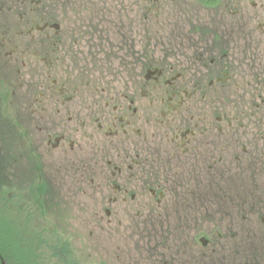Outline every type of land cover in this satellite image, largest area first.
<instances>
[{"label":"flooded vegetation","instance_id":"af4514ba","mask_svg":"<svg viewBox=\"0 0 264 264\" xmlns=\"http://www.w3.org/2000/svg\"><path fill=\"white\" fill-rule=\"evenodd\" d=\"M111 4L0 0L1 226L54 211L73 179L80 226L144 231L145 264L227 244L263 262L264 0ZM84 51L100 80L57 66Z\"/></svg>","mask_w":264,"mask_h":264},{"label":"rangeland","instance_id":"374dc122","mask_svg":"<svg viewBox=\"0 0 264 264\" xmlns=\"http://www.w3.org/2000/svg\"><path fill=\"white\" fill-rule=\"evenodd\" d=\"M61 2L63 0H60ZM94 1V0H90ZM107 1L109 6H112V0H102ZM116 2L117 0H113ZM41 10L44 12L49 11V5H45L44 3L40 5ZM73 7V6H72ZM56 9L58 12H61V6L56 5ZM75 13H80L77 9L72 11ZM47 52L41 54V56H46ZM72 54H77L78 59L81 61L83 59H87L82 63L77 62L76 58L69 59L67 56L60 57L57 63V66L66 73L70 71L69 78H72L75 82H87L92 81L96 78V81L101 77L98 71H102V69H98L97 67H103L102 65H107L103 62H98L95 59L96 53H87V52H72ZM88 61H93L95 63H91ZM95 65L96 67H94ZM93 66V67H92ZM96 68V69H95ZM115 70V69H113ZM67 77V76H65ZM24 185V184H23ZM2 183L0 181V200L3 199L1 192ZM71 194L70 198H64L63 195H57L54 204L58 207L54 211L46 210V206L41 208L42 210L38 212H30L28 208L20 207L14 213L21 219L23 226L22 228L8 223L6 228L0 227V232L2 233V241H9L14 247V251H18V255L23 259L22 252V243L27 242L29 237L32 239V251L36 253L38 257L35 260L37 264H54L56 261H52L53 252L51 248L46 245L40 246V238L38 235L40 233H45L50 230L51 233L57 234L56 241L63 244L64 252V260L66 263L72 261L75 264H99L101 262H105L104 264H145V260L143 256L137 255V248L134 242L136 238H143V232L140 229H133L134 234L130 231L129 228L125 226H118L113 228L112 230L101 232L100 229L95 231L93 227H84L80 226L79 220V210L83 205L82 200L76 196L73 192L75 187V182H70ZM26 188H23V197L20 198L19 203L23 202L24 206L28 199H31L30 195L25 192ZM77 192V190H75ZM5 198V197H4ZM39 199H43V196H39ZM33 200V199H32ZM84 201V200H83ZM0 201V207H1ZM17 204L16 206H18ZM36 213V214H35ZM37 217V218H34ZM81 217V216H80ZM9 227H14L16 229V233L13 234L8 233L10 230ZM30 227V228H28ZM95 231V232H93ZM93 232V234H92ZM26 235V241L22 242L21 240ZM29 234V235H28ZM29 236V237H28ZM49 238V237H48ZM19 242V243H18ZM39 243V244H38ZM51 243V242H50ZM221 248L215 250L214 255H209L211 250L209 249H200L198 252V264H240L244 259H237L232 262L230 259L231 255L236 256L234 253L235 248L232 245H223ZM246 247L247 249H244ZM251 247V248H249ZM257 245L253 244H242V251L245 250L248 252L249 249H253L256 251ZM213 256L212 258H209ZM40 259V263L38 260ZM63 262V264H66ZM71 264V263H68Z\"/></svg>","mask_w":264,"mask_h":264},{"label":"trees","instance_id":"16d2710c","mask_svg":"<svg viewBox=\"0 0 264 264\" xmlns=\"http://www.w3.org/2000/svg\"><path fill=\"white\" fill-rule=\"evenodd\" d=\"M14 215V214H13ZM1 220V218H0ZM0 227L2 228L1 224ZM30 228V227H28ZM9 231L8 233L13 234V232H17L16 229L14 227H9ZM53 233L50 232V230H48V232L46 231L45 233H40L38 235V237L41 239L40 242V246L42 245H46L47 247L51 248L52 252H53V259L52 261H56L54 264H63L66 263V261L64 260V252L62 247L63 244L58 241H56V237L58 236L57 234L52 235ZM15 235V234H13ZM26 235H24V238L21 240L22 242L26 241ZM29 235V234H28ZM2 233L0 232V253L1 256L3 257L5 264H37L35 263V260L37 259L36 257H38L36 255V253L34 251H32V239L29 237V239H27V242L22 243V254H23V259L20 258V256L18 255V251H14V247H12V244L7 240V241H2ZM49 237V238H48ZM55 238V239H54ZM51 242V243H50ZM19 243V242H18ZM39 244V243H38ZM249 245V244H248ZM233 248H235L234 253L237 255H231L230 259L232 262L236 261L237 259H244L240 264H264V261L261 262L260 257L258 255V250L256 249H249L248 252H246L245 250L242 251V245H232ZM64 248V247H63ZM251 248V247H249ZM244 249H247L246 247H244ZM38 262L40 263V259L38 260ZM69 263L71 264H75L72 261H69ZM0 264L1 260H0ZM67 264V263H66Z\"/></svg>","mask_w":264,"mask_h":264},{"label":"water","instance_id":"95a60500","mask_svg":"<svg viewBox=\"0 0 264 264\" xmlns=\"http://www.w3.org/2000/svg\"><path fill=\"white\" fill-rule=\"evenodd\" d=\"M3 264H5V263L3 262Z\"/></svg>","mask_w":264,"mask_h":264}]
</instances>
